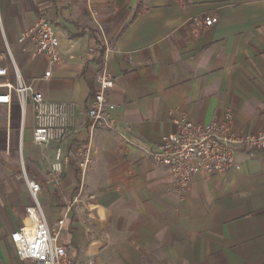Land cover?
<instances>
[{"label":"crops","instance_id":"0c3cea01","mask_svg":"<svg viewBox=\"0 0 264 264\" xmlns=\"http://www.w3.org/2000/svg\"><path fill=\"white\" fill-rule=\"evenodd\" d=\"M204 14L218 21L196 26ZM41 16L60 40L53 66L21 40ZM101 63L115 82L113 125L90 136ZM14 65L47 99L79 105V131L39 146L31 105L23 113L14 94L0 103V264H43L20 259L10 241L34 203L25 177L40 183L48 223L65 217L60 242L74 262L264 264V149H240V169L197 173L183 193L147 154L179 117L207 124L231 111L235 133L264 131V0H0V83L17 82ZM89 142L84 201L68 209L81 181L77 147ZM58 146L68 161L55 181Z\"/></svg>","mask_w":264,"mask_h":264},{"label":"built area","instance_id":"2783aa9c","mask_svg":"<svg viewBox=\"0 0 264 264\" xmlns=\"http://www.w3.org/2000/svg\"><path fill=\"white\" fill-rule=\"evenodd\" d=\"M198 27H208L218 21L217 16L204 14L194 18ZM29 38L34 52L44 56L49 65L53 66L62 61L59 52L60 40L56 35L50 19L41 16L35 24L26 30L21 40ZM105 51L111 50V44L104 41ZM90 48L87 53L93 52ZM15 66V65H14ZM17 82L0 83L5 90L0 92V103H11L13 94L17 97L24 113L28 104L34 114L33 140L39 146L49 143L62 142L76 135L79 131L77 119L80 107L72 101H52L37 90L31 83L24 81L18 73ZM7 75V68L0 67V76ZM51 76V68L42 78ZM97 86L87 107V128L90 136L100 126L113 125L112 111L115 105L109 100L108 93L115 86L114 79L106 64L101 63L96 75ZM177 129L163 135L159 149L147 150V154L158 164L164 166L174 179V189L183 193L189 187L195 174L224 173L229 169H240L236 159L240 149L263 150L264 131L254 134H238L233 130L234 115L227 111L223 118L210 123H200L184 117L175 119ZM92 145L87 143L77 147L80 184L75 199L69 203L68 209L74 202H83L84 183L92 163ZM68 157L58 146L54 157L49 160V175L52 180H59ZM33 198V205L26 208L28 220L10 235V241L15 254L23 260L43 264H106L92 255L84 260L73 261L72 257L60 242L61 231L65 217L52 227L42 210L38 193L41 190L39 182L25 177Z\"/></svg>","mask_w":264,"mask_h":264}]
</instances>
